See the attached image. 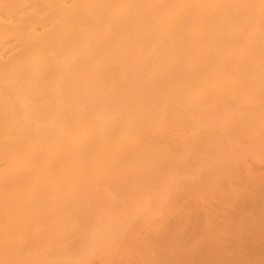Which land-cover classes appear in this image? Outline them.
<instances>
[{
  "label": "bare ground",
  "instance_id": "bare-ground-1",
  "mask_svg": "<svg viewBox=\"0 0 264 264\" xmlns=\"http://www.w3.org/2000/svg\"><path fill=\"white\" fill-rule=\"evenodd\" d=\"M0 264H264V0H0Z\"/></svg>",
  "mask_w": 264,
  "mask_h": 264
}]
</instances>
